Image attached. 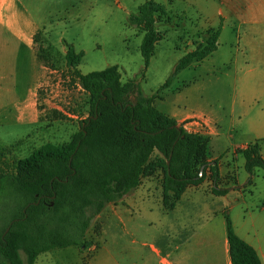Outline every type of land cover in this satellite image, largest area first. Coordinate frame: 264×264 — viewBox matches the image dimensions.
Listing matches in <instances>:
<instances>
[{"label": "rangeland", "instance_id": "rangeland-1", "mask_svg": "<svg viewBox=\"0 0 264 264\" xmlns=\"http://www.w3.org/2000/svg\"><path fill=\"white\" fill-rule=\"evenodd\" d=\"M9 1L21 20L45 28L24 47L0 27V170L13 169L18 159L44 143L71 141L87 116L88 94L72 81L65 63L67 43L81 53L77 65L81 73L116 64L122 81L134 79L143 94H155L153 104L164 113L204 111L219 116L221 141L214 140L210 149L221 152L224 160L230 161L234 143L254 140L250 125L264 119V91L255 90L245 77L249 46L244 41L251 36L264 38V23L251 30L236 21L223 26L215 23L220 34L214 51L178 71L169 87L158 90L184 52L204 46L208 31L216 28L199 27L203 23L196 21L194 6L186 0H153L165 13L154 24L160 39L145 69L139 48L143 33L129 18L146 0ZM182 11L191 19L187 20ZM258 65L264 67V59ZM261 150L264 154V139ZM159 158L161 155L153 152L139 185L116 202L106 203L94 216L85 232V245L40 253L34 264H157L151 245L163 249L159 255L165 264H180V251L174 247L190 236V228L200 218L197 205L189 207L185 200L179 205L178 199L172 208L163 206ZM235 164L238 174H245L243 158L239 156ZM198 169L200 163L196 161L194 170ZM256 171V189L245 194L252 210L264 201V177L261 168ZM141 201L147 213L136 207ZM164 217V223L167 219L173 227L168 229ZM185 224L187 228L180 236ZM211 251L214 254L212 248L206 251L201 244H190L188 257L181 264H197L204 252L210 259ZM227 256L231 264L228 251ZM21 257L24 260L22 253Z\"/></svg>", "mask_w": 264, "mask_h": 264}, {"label": "trees", "instance_id": "trees-1", "mask_svg": "<svg viewBox=\"0 0 264 264\" xmlns=\"http://www.w3.org/2000/svg\"><path fill=\"white\" fill-rule=\"evenodd\" d=\"M164 13L162 5L146 0L129 18L143 33L139 45L143 69L160 39L154 24ZM219 32L220 26L208 31L204 46L184 52L158 90L168 87L178 71L210 54ZM64 58L72 81L88 94V113L71 141L44 143L18 159L13 169L0 170V264H34L40 253L85 245L94 216L139 185L155 151L163 168V206L172 208L188 184L201 183L207 167L211 193L228 192L217 184V160L207 161V135L187 131L183 123L157 109L156 95L143 94L134 79L122 81L116 64L81 73L77 69L81 53L70 43ZM239 152L247 182L255 168L264 176L257 142ZM196 161L203 166L197 172ZM224 219L230 263L261 264L256 250L234 232L226 212Z\"/></svg>", "mask_w": 264, "mask_h": 264}, {"label": "crops", "instance_id": "crops-1", "mask_svg": "<svg viewBox=\"0 0 264 264\" xmlns=\"http://www.w3.org/2000/svg\"><path fill=\"white\" fill-rule=\"evenodd\" d=\"M186 2L194 6L195 13H197L196 21L203 23L199 27L211 28L216 27L214 26L215 23H221L223 26L224 24H233L236 21L238 26L251 30V28L264 23V0H186ZM182 14L187 20L191 19L185 11H182ZM0 27L13 34L20 42L19 44H23L24 47H27L28 43L33 41V35L39 29L45 28L43 24H35L26 19L21 20L9 0H0ZM244 42L249 46L247 48L248 60H246L244 68L246 72L245 77L251 85L253 84L255 90L262 92L264 91V67H260L258 64L264 59V38L251 36L246 38ZM19 111L17 112V117L21 120ZM165 114L174 118L179 123H186L190 131L209 137L208 161L217 160V184L220 187L228 188V192L224 195H213L210 191L212 186L210 170L207 167L205 169V178L202 182L198 185H191L183 191L177 204L180 205L182 200H185L186 203L190 204L189 207L193 204L197 205L195 207L198 209L197 217L200 218V221L197 225H192L190 236L185 240H180L178 245L174 247L175 250L180 251L177 263L181 264L182 260L188 257L187 253L190 244L193 246V244L198 243L204 246L206 251H209L210 248L214 249V254L211 251V257L208 259V254L202 253L197 264H229L224 219V213L226 212L231 219L234 232L256 250L261 264H264V201L256 204L255 210H252L249 208L245 197L246 193L252 194L256 189L257 180L254 177L257 176V168L254 169V173L250 176V182H247L248 174L245 172V174L240 176L235 164L239 156L243 158L239 150L253 142L258 143L260 153L264 157L261 150V139H264V119H257L250 125V131L254 134V140L234 143L231 159L230 161H226L223 159L221 152L212 153L210 149L215 144L214 140L221 141L217 128V124L220 121L219 116L204 111L185 114L170 112L169 114ZM261 177H264L262 170ZM200 192L202 195H199ZM137 204L136 207L142 212L147 213L149 211L144 201ZM165 216L167 215L165 214ZM165 218L163 219V223ZM121 221V223H124V219H121ZM166 223L168 229L173 227L167 219L164 224ZM186 228L185 224L182 232L179 234L180 236L183 235V231ZM150 250L154 253L155 257L157 256V264H165L161 259L162 256L159 255V252H163L162 248L155 249L151 245Z\"/></svg>", "mask_w": 264, "mask_h": 264}, {"label": "built area", "instance_id": "built-area-1", "mask_svg": "<svg viewBox=\"0 0 264 264\" xmlns=\"http://www.w3.org/2000/svg\"><path fill=\"white\" fill-rule=\"evenodd\" d=\"M183 127L187 130V131H190L187 126H186V123H183ZM192 132V131H191Z\"/></svg>", "mask_w": 264, "mask_h": 264}, {"label": "water", "instance_id": "water-1", "mask_svg": "<svg viewBox=\"0 0 264 264\" xmlns=\"http://www.w3.org/2000/svg\"><path fill=\"white\" fill-rule=\"evenodd\" d=\"M168 163V162H167ZM203 169V166L201 167V170Z\"/></svg>", "mask_w": 264, "mask_h": 264}]
</instances>
